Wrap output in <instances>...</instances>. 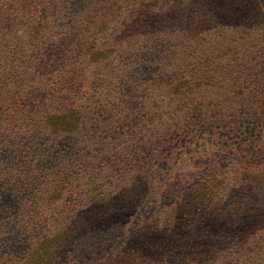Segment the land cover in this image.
<instances>
[{"label": "trees", "instance_id": "obj_1", "mask_svg": "<svg viewBox=\"0 0 264 264\" xmlns=\"http://www.w3.org/2000/svg\"><path fill=\"white\" fill-rule=\"evenodd\" d=\"M112 242L264 264V0H0V264Z\"/></svg>", "mask_w": 264, "mask_h": 264}, {"label": "rangeland", "instance_id": "obj_2", "mask_svg": "<svg viewBox=\"0 0 264 264\" xmlns=\"http://www.w3.org/2000/svg\"><path fill=\"white\" fill-rule=\"evenodd\" d=\"M183 178V174H178L176 177V180L170 185L169 187V196H174L175 193L181 188V179ZM117 239V238H116ZM119 242V241H118ZM118 242H112L111 248L103 253L97 254L93 258L88 256L87 258H79L77 261H75L73 264H96L99 261H102L105 259V257H109L116 251L118 248ZM72 264V263H69Z\"/></svg>", "mask_w": 264, "mask_h": 264}]
</instances>
